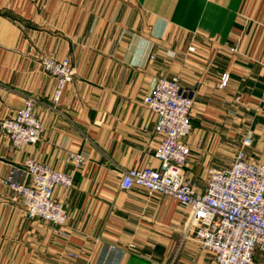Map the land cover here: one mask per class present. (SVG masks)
Returning a JSON list of instances; mask_svg holds the SVG:
<instances>
[{
    "label": "crops",
    "instance_id": "obj_1",
    "mask_svg": "<svg viewBox=\"0 0 264 264\" xmlns=\"http://www.w3.org/2000/svg\"><path fill=\"white\" fill-rule=\"evenodd\" d=\"M45 56L70 57L74 71L56 108ZM171 77L194 90L184 172L198 188L246 136V158L264 162V0H0V264H216L188 229V207L120 187L123 169L160 166L144 97ZM26 96L44 128L15 147L1 121ZM28 158L72 175L71 188L55 189L63 227L29 217L5 181ZM254 264H264L260 248Z\"/></svg>",
    "mask_w": 264,
    "mask_h": 264
},
{
    "label": "built area",
    "instance_id": "obj_2",
    "mask_svg": "<svg viewBox=\"0 0 264 264\" xmlns=\"http://www.w3.org/2000/svg\"><path fill=\"white\" fill-rule=\"evenodd\" d=\"M190 46V50H194ZM44 69L56 78L52 105L57 107L64 88L73 78L71 58L45 56ZM229 75L222 78L226 85ZM156 114V130L162 139L155 151L159 167L134 166L123 169L120 187H143L177 199L190 210L188 229L203 248L214 255L216 264H254L257 248L264 251V162L248 160L246 136L233 163L224 169L210 167L206 186L200 189L185 175L184 166L191 153L184 138L193 130L191 110L194 90L185 88L178 77L159 78L144 97ZM35 99L26 96L23 106L1 121V128L15 147L36 142L43 121L34 114ZM80 165L84 156L73 153ZM27 178L30 180L27 181ZM24 200L26 214L63 227L70 215L55 189L73 185L72 175L48 163L28 158L24 166L13 167L5 180Z\"/></svg>",
    "mask_w": 264,
    "mask_h": 264
},
{
    "label": "rangeland",
    "instance_id": "obj_3",
    "mask_svg": "<svg viewBox=\"0 0 264 264\" xmlns=\"http://www.w3.org/2000/svg\"><path fill=\"white\" fill-rule=\"evenodd\" d=\"M239 150V149H238ZM237 149H228V154H229V157H232L233 156V154L235 155L236 153H237V151H238ZM231 159V158H230ZM215 166V165H214ZM212 167V166H211ZM216 167V166H215ZM214 167V168H215ZM210 167H208V169H209ZM208 169H207V171H208Z\"/></svg>",
    "mask_w": 264,
    "mask_h": 264
}]
</instances>
